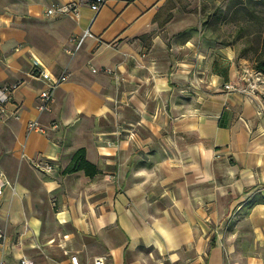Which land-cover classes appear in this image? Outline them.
Here are the masks:
<instances>
[{"label":"crops","instance_id":"crops-1","mask_svg":"<svg viewBox=\"0 0 264 264\" xmlns=\"http://www.w3.org/2000/svg\"><path fill=\"white\" fill-rule=\"evenodd\" d=\"M91 1L0 0V89L21 84L0 147L37 171L45 197L5 188L0 263L264 264V96L224 89L254 65L194 20L213 0H108L98 14ZM73 2L77 18L47 14ZM34 59L69 75L49 115ZM36 120L59 128L29 132ZM80 150L95 177L64 173Z\"/></svg>","mask_w":264,"mask_h":264},{"label":"rangeland","instance_id":"rangeland-1","mask_svg":"<svg viewBox=\"0 0 264 264\" xmlns=\"http://www.w3.org/2000/svg\"><path fill=\"white\" fill-rule=\"evenodd\" d=\"M206 12V16L194 18L201 29L205 30L208 36L232 46L240 59L254 65L255 53L260 50L264 38V0H213L210 5L207 4ZM189 22L192 23L191 18ZM3 137L0 133V142ZM0 149H2L0 173L5 175L9 185L12 184L11 181L19 180L30 187L36 197L45 198L40 195L43 184L42 179L36 174L37 171H33L29 165L23 163V160H15L13 155L6 156V147ZM48 203L45 205L41 203L40 206L48 208ZM52 204L54 206L52 215L55 216L59 205L55 202ZM49 227L47 220L45 228L48 230ZM52 228L55 227L51 226L50 229ZM57 244L58 250L63 248L61 241ZM54 251L57 253L54 256L61 260L67 256V254L61 255L60 250L57 251L55 247Z\"/></svg>","mask_w":264,"mask_h":264},{"label":"built area","instance_id":"built-area-1","mask_svg":"<svg viewBox=\"0 0 264 264\" xmlns=\"http://www.w3.org/2000/svg\"><path fill=\"white\" fill-rule=\"evenodd\" d=\"M108 0H92L89 4L90 9L98 14L102 8L105 6ZM80 6L78 3H70L67 5H57L53 4L47 10L49 16L57 14H68L75 18L80 16ZM87 33L78 38H71L69 40L70 44L74 45L75 51L80 50L87 37ZM75 51H68L71 54H74ZM96 73V70H93ZM32 73L33 77L40 81L44 87L39 91L37 96V112L40 116L49 115L53 112V106L55 102V92L56 90L68 80L69 75L63 74L60 77L53 76L48 70H46L42 64L34 59L32 62ZM21 84H11L4 86L0 89V117L8 116V105L13 102V96L16 90L20 88ZM224 89L228 92H236L244 94L251 98H255L257 95L264 96V75L254 69H246L243 73V78L238 80L235 83H228L224 85ZM15 118H18L17 115L13 114ZM59 128V124L51 122L48 126H44L40 123L39 120L31 121L27 125L29 132H37L40 134H45L47 131H54ZM35 165L38 168H42L45 171L52 172L54 170V165L46 159L39 160L35 162ZM9 186V182L5 175L0 173V196L3 195L5 188ZM3 238V232L0 229V240ZM2 264V263H0ZM20 264H35L30 259H22ZM69 264H83L80 258L77 255H72L69 258ZM86 264H110L108 257H97L87 262Z\"/></svg>","mask_w":264,"mask_h":264},{"label":"trees","instance_id":"trees-1","mask_svg":"<svg viewBox=\"0 0 264 264\" xmlns=\"http://www.w3.org/2000/svg\"><path fill=\"white\" fill-rule=\"evenodd\" d=\"M255 64L254 69L264 75V38L261 43V48L259 51L255 53ZM78 171H83L86 176L93 178L96 175H98L99 171L96 168V166H93L91 163H89L85 158V151L80 150L78 151L75 156L73 157V160L69 167L65 170V174H72L76 173Z\"/></svg>","mask_w":264,"mask_h":264}]
</instances>
